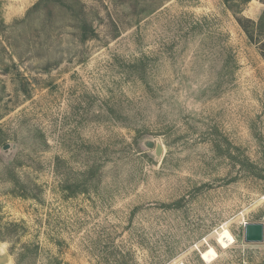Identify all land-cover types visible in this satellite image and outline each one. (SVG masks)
Returning a JSON list of instances; mask_svg holds the SVG:
<instances>
[{
	"label": "rangeland",
	"instance_id": "1",
	"mask_svg": "<svg viewBox=\"0 0 264 264\" xmlns=\"http://www.w3.org/2000/svg\"><path fill=\"white\" fill-rule=\"evenodd\" d=\"M229 2L0 0V264H264V0Z\"/></svg>",
	"mask_w": 264,
	"mask_h": 264
},
{
	"label": "trees",
	"instance_id": "2",
	"mask_svg": "<svg viewBox=\"0 0 264 264\" xmlns=\"http://www.w3.org/2000/svg\"><path fill=\"white\" fill-rule=\"evenodd\" d=\"M223 1H224V3L226 5H228V7H230V8L232 7L230 5L229 0H223ZM238 22H239L240 26L243 28V30L245 31V33L247 34V36L250 39V41H254L256 32L259 33V32H261L263 30V26H264V13L260 17L258 23L254 22L252 20L246 19V18H240V19H238ZM251 28H253L252 31H251ZM261 47H262L261 48V53H262V56L264 58V42L261 44Z\"/></svg>",
	"mask_w": 264,
	"mask_h": 264
},
{
	"label": "water",
	"instance_id": "3",
	"mask_svg": "<svg viewBox=\"0 0 264 264\" xmlns=\"http://www.w3.org/2000/svg\"><path fill=\"white\" fill-rule=\"evenodd\" d=\"M6 149H9L7 146ZM264 240V222L245 224V242L260 243Z\"/></svg>",
	"mask_w": 264,
	"mask_h": 264
},
{
	"label": "bare ground",
	"instance_id": "4",
	"mask_svg": "<svg viewBox=\"0 0 264 264\" xmlns=\"http://www.w3.org/2000/svg\"><path fill=\"white\" fill-rule=\"evenodd\" d=\"M216 241L221 247L227 248L229 245L235 243V238L228 230L224 229L217 234Z\"/></svg>",
	"mask_w": 264,
	"mask_h": 264
}]
</instances>
